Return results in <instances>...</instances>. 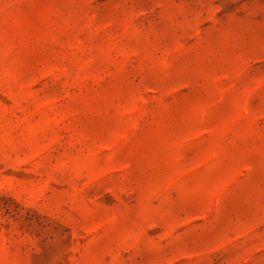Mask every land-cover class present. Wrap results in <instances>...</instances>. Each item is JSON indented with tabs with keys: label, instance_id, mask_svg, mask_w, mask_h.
<instances>
[{
	"label": "rangeland",
	"instance_id": "rangeland-1",
	"mask_svg": "<svg viewBox=\"0 0 264 264\" xmlns=\"http://www.w3.org/2000/svg\"><path fill=\"white\" fill-rule=\"evenodd\" d=\"M0 264H264V0H0Z\"/></svg>",
	"mask_w": 264,
	"mask_h": 264
}]
</instances>
